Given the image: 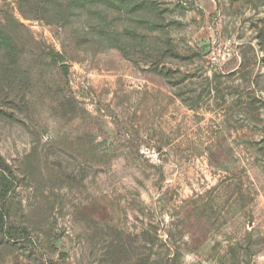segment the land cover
<instances>
[{
  "label": "rangeland",
  "instance_id": "rangeland-1",
  "mask_svg": "<svg viewBox=\"0 0 264 264\" xmlns=\"http://www.w3.org/2000/svg\"><path fill=\"white\" fill-rule=\"evenodd\" d=\"M0 264H264V0H0Z\"/></svg>",
  "mask_w": 264,
  "mask_h": 264
}]
</instances>
